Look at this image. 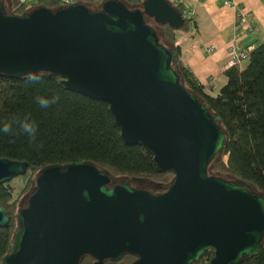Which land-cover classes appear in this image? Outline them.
<instances>
[{
  "label": "water",
  "instance_id": "1",
  "mask_svg": "<svg viewBox=\"0 0 264 264\" xmlns=\"http://www.w3.org/2000/svg\"><path fill=\"white\" fill-rule=\"evenodd\" d=\"M0 1V75L18 78L41 69L76 94L105 103L125 145L141 146L157 171L172 173L162 194L151 197L112 185L85 162L50 166L34 177L21 201L17 227L1 264H238L261 251L264 199L207 176L221 151L217 117L183 89L143 24L178 31L183 17L166 0H143L129 10L107 0L99 11L70 4L55 12L36 8L9 16ZM26 163L0 159V185L24 175ZM9 218L0 206V229Z\"/></svg>",
  "mask_w": 264,
  "mask_h": 264
},
{
  "label": "trees",
  "instance_id": "2",
  "mask_svg": "<svg viewBox=\"0 0 264 264\" xmlns=\"http://www.w3.org/2000/svg\"><path fill=\"white\" fill-rule=\"evenodd\" d=\"M104 1L107 0H73V4L90 8ZM115 1L135 10L143 0ZM2 6L9 16H21L36 8L55 12L66 7L59 0H33L26 10L16 0H4ZM169 6L182 14L181 4ZM143 24L152 30L157 45L177 58L175 64L170 59L168 67L175 73L178 84L208 110L210 117L218 118L215 126L225 140L221 151L206 165V175L238 186L248 184L250 195L264 199V42L252 48L244 64L232 65L221 73L224 82L211 96L183 63L180 49L175 45L176 33H185L189 21L184 20L178 31L156 26L146 17ZM62 81L50 75L41 83L31 84L22 76L0 75V128L14 118L25 116L37 124L35 141L20 133L16 123L12 125L13 133L0 132V159L27 165L23 176L0 185V206L9 218L7 227L0 229V264L17 227L15 218L21 201L31 192L35 175L45 167L85 162L112 180H143L161 187L169 186L173 178L172 173L157 171L151 155L143 147L123 143L119 127L105 103L67 90ZM38 95H58L59 101L41 108L35 101ZM14 182L18 185H13ZM211 257L212 251H206L196 264H207ZM105 262L116 264V261ZM78 264H93V260L84 257ZM238 264H264V236L260 253Z\"/></svg>",
  "mask_w": 264,
  "mask_h": 264
},
{
  "label": "crops",
  "instance_id": "3",
  "mask_svg": "<svg viewBox=\"0 0 264 264\" xmlns=\"http://www.w3.org/2000/svg\"><path fill=\"white\" fill-rule=\"evenodd\" d=\"M236 6H225L224 2ZM181 4L183 13H191L187 31L176 33L175 45L181 60L193 77L211 96L222 86L221 73L227 69L226 49L233 36L243 49L264 42V0H166ZM96 7V6H95ZM97 8V7H96ZM239 9L246 15L244 24L236 22ZM211 48L210 52H207ZM244 62L241 63V65Z\"/></svg>",
  "mask_w": 264,
  "mask_h": 264
},
{
  "label": "clouds",
  "instance_id": "4",
  "mask_svg": "<svg viewBox=\"0 0 264 264\" xmlns=\"http://www.w3.org/2000/svg\"><path fill=\"white\" fill-rule=\"evenodd\" d=\"M63 6H68V5H63ZM182 15H183V12L181 16ZM183 20H186V19L183 17ZM50 75L51 73L49 71L41 69L39 71L27 72L23 74L22 79L28 83L37 84V83H41L45 77L50 76ZM35 101L41 108H48L51 105H54L59 101V96L52 95L51 97H46V96L38 95L35 97ZM13 123H16L19 125L20 133L26 134L30 138V140L35 141L36 132H37V124L29 116H25L23 119L14 118L12 121L4 123L3 127L0 128V132H3L5 134L13 133V127H12Z\"/></svg>",
  "mask_w": 264,
  "mask_h": 264
},
{
  "label": "built area",
  "instance_id": "5",
  "mask_svg": "<svg viewBox=\"0 0 264 264\" xmlns=\"http://www.w3.org/2000/svg\"><path fill=\"white\" fill-rule=\"evenodd\" d=\"M17 3L19 5H25L28 6L29 4H31L33 2V0H16ZM60 3L62 5H69L71 3H73V0H59ZM225 6H230V7H234L236 6L232 1L230 2H224ZM186 20H189L191 18V13L189 12H184L182 15ZM235 19H238L239 22L241 23H245L246 21V15L239 9V11H237L235 13ZM238 34H235L233 36L232 42L231 44L228 46V48L226 49L229 61H228V66H232L235 64H240L242 62H244L246 60V57L248 55V53L251 51L250 49H243L239 43L236 40V36ZM211 48L207 50V52H210Z\"/></svg>",
  "mask_w": 264,
  "mask_h": 264
},
{
  "label": "rangeland",
  "instance_id": "6",
  "mask_svg": "<svg viewBox=\"0 0 264 264\" xmlns=\"http://www.w3.org/2000/svg\"><path fill=\"white\" fill-rule=\"evenodd\" d=\"M2 3L4 2V0H0ZM7 4V2H6ZM29 8V5L28 6H25V10ZM88 10L90 12H95V11H99V6L96 8V7H90L88 8ZM154 29V28H153ZM155 30V29H154ZM159 36H160V33L158 32ZM161 37V36H160ZM166 47H168L167 44H165ZM18 185L17 182H14L13 185ZM120 184H124L128 187H130L131 190H141L143 192H145L147 195L151 196V197H154L156 196V194H150L149 190H145V188L147 187H150L152 190H155V187L152 186V185H149V183L147 182H141L140 184L139 183H136V182H132L130 179H125V178H115L112 185H120ZM136 187H139V188H136ZM158 189V188H156Z\"/></svg>",
  "mask_w": 264,
  "mask_h": 264
},
{
  "label": "flooded vegetation",
  "instance_id": "7",
  "mask_svg": "<svg viewBox=\"0 0 264 264\" xmlns=\"http://www.w3.org/2000/svg\"><path fill=\"white\" fill-rule=\"evenodd\" d=\"M132 182H136V183H141V182H147L149 183V185H152L155 187V190H152L150 187H147L145 188V190H149L150 194H156V195H159V194H162L163 192H165L166 187H161L157 184H154V183H151V182H148V181H143V180H131ZM120 185H124V184H120ZM128 187V186H127ZM130 188V187H129ZM136 188H139V187H136ZM158 188V189H156ZM137 191H141V190H137ZM143 192V191H142ZM137 258L133 255H130V254H122L120 256V258L118 260H116V264H132ZM108 262V260H106ZM105 262V261H104ZM106 263V262H105ZM103 263V264H105ZM109 264V263H108Z\"/></svg>",
  "mask_w": 264,
  "mask_h": 264
},
{
  "label": "bare ground",
  "instance_id": "8",
  "mask_svg": "<svg viewBox=\"0 0 264 264\" xmlns=\"http://www.w3.org/2000/svg\"><path fill=\"white\" fill-rule=\"evenodd\" d=\"M236 22H238V23H240V24H243V23L239 22V20H238V19H236Z\"/></svg>",
  "mask_w": 264,
  "mask_h": 264
}]
</instances>
